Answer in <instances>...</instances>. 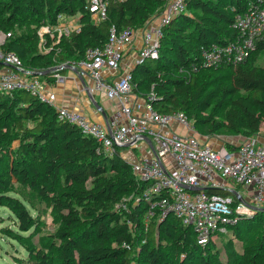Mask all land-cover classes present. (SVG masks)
Here are the masks:
<instances>
[{"label": "trees", "instance_id": "1", "mask_svg": "<svg viewBox=\"0 0 264 264\" xmlns=\"http://www.w3.org/2000/svg\"><path fill=\"white\" fill-rule=\"evenodd\" d=\"M105 1L107 18L95 23L90 0H0V30L11 33L2 50L16 53L33 77L54 83L53 75L85 60L90 49H103L113 25L118 32L142 29L168 3ZM254 1L185 0L186 12L164 28L158 58L131 70L133 93L147 101L153 93L155 110L185 113L202 136H258L264 129V62L258 64L255 54L264 56V36L242 64L200 67L204 48L236 39L235 18ZM59 15L79 16L80 30L58 42L47 35L42 40L40 29L57 25ZM54 67L59 70L34 76ZM123 150L103 153L95 138L31 93L0 92V208L16 217L17 231L7 230L26 250L14 264H222L219 238L228 248L235 240L244 244L243 254L228 264H264L262 210L237 214L205 247L192 226L173 213L162 217L160 208L147 226L150 206L143 194L150 184L136 177ZM204 192L238 201L227 189ZM47 206L56 228L34 242Z\"/></svg>", "mask_w": 264, "mask_h": 264}, {"label": "built area", "instance_id": "2", "mask_svg": "<svg viewBox=\"0 0 264 264\" xmlns=\"http://www.w3.org/2000/svg\"><path fill=\"white\" fill-rule=\"evenodd\" d=\"M165 10L153 17L143 30V45L138 62L147 58L157 59L164 28L186 12L185 0H167ZM108 4L105 0H90V12L95 23L107 18ZM66 16L59 15L58 23ZM236 39L221 45L212 44L202 51V68L237 66L244 63L264 36V0L251 2L246 11L239 13L233 23ZM48 31V28H45ZM80 25H66L59 29V37L79 31ZM136 29L131 27L118 32L113 25L110 37L103 49H90L86 59L72 63L82 77L91 76L95 81L92 92H104L106 97L117 102L108 125L94 122L80 111L58 107L57 96L46 90L48 84L33 77L25 70L21 58L14 52H4L11 33L0 30V92L12 94L25 91L51 104L58 118L78 127L83 134L95 138L103 153L112 155L117 147H138L150 139L154 153L129 161L138 179L149 182L143 199L149 203L146 215L147 226L157 208L162 217L173 213L184 225L192 226L200 245L205 247L219 233H226L237 214H253L264 208V143L256 137L245 138L229 150L226 145L214 147L201 141L192 122L183 112L163 114L155 110L150 101L133 104L132 73L125 72L115 82H106L103 71H119L125 52L135 40ZM58 83L65 77L55 75ZM177 123L187 133L171 129ZM197 137V138H196ZM228 182L252 188L250 200L231 195L209 194L205 189H228ZM188 187L199 189L191 191ZM139 201V199H138Z\"/></svg>", "mask_w": 264, "mask_h": 264}, {"label": "crops", "instance_id": "3", "mask_svg": "<svg viewBox=\"0 0 264 264\" xmlns=\"http://www.w3.org/2000/svg\"><path fill=\"white\" fill-rule=\"evenodd\" d=\"M149 24L150 21L146 24V26ZM58 25H60V28H63L66 25L78 26L80 25V17H66L62 22H60V24L58 23ZM144 28L136 30L135 40L125 52L119 71L112 73L104 69L103 74L106 82L113 83L119 77H121L123 73L128 71L131 72V70L135 68L138 63L140 49L143 45ZM42 40H44L43 37ZM62 76L65 77L64 83H58L56 81L55 75H53V78L55 79L54 83L49 84L45 80L41 79L48 84V86H46V90L49 93H54L57 96V106L83 112L89 117L90 120L108 125L115 109L117 108V102L111 100L109 101L104 92H92V89L95 87L94 79L91 76L82 77L78 74L77 69L69 68L66 72L62 73ZM132 101L133 104L146 103L145 99L137 96L134 93L132 95ZM96 105H99L100 107H97ZM171 129L181 134L187 133V131L177 123H173L171 125ZM196 136L201 141L214 147L222 146V144L225 145L226 142L239 144L240 141L242 142L245 139V137L242 136L224 135L205 137L199 133H197ZM256 139L259 142L264 143V129L258 136H256ZM124 149L125 151H122L123 157L129 161H134L141 158L142 156H152L154 153L153 145L150 139H146L138 147H124ZM138 152L141 153L140 156L136 154ZM228 187L229 188L227 190L232 192L237 197H240L246 201L250 200L252 195L251 187L239 186L230 182H228Z\"/></svg>", "mask_w": 264, "mask_h": 264}, {"label": "rangeland", "instance_id": "4", "mask_svg": "<svg viewBox=\"0 0 264 264\" xmlns=\"http://www.w3.org/2000/svg\"><path fill=\"white\" fill-rule=\"evenodd\" d=\"M45 28H48L49 32H47ZM58 29H60V25H58V23L57 25H54V26L46 25L40 29L39 34L41 37H43V39L47 35V37L52 39L54 42H58L60 40V37H59L60 33L58 32L59 31ZM46 51L44 50V52ZM255 55H256L257 63L263 64L264 62L263 54L261 52H258ZM17 145H18V142H15L13 146L16 147ZM123 151H125V149ZM136 154H138V156L141 155L140 152ZM17 188H20V185H17ZM32 212H35V211H32ZM43 213L44 214L42 215V219H43V222H45V224L41 231L35 232L33 236L34 242L38 241L40 236H42L44 233L53 231L56 228V225L53 219L54 217L51 213L50 206L45 207L43 209ZM2 216L4 217V219ZM15 218L16 217L7 208H0V264H14L13 257L15 256L22 257L26 253V250L22 245L11 240V237L9 236V231L7 230L13 227V229L17 231V227L15 226V220H14ZM131 226H132V232L135 233L136 229L133 227V225ZM227 244L228 242L225 240V238L217 239V246L219 247L222 253L221 258H220V262L222 264H228L229 261H232L235 254H243V251H244L243 250L244 244L242 242H239L238 240L234 241L233 248H228Z\"/></svg>", "mask_w": 264, "mask_h": 264}, {"label": "water", "instance_id": "5", "mask_svg": "<svg viewBox=\"0 0 264 264\" xmlns=\"http://www.w3.org/2000/svg\"><path fill=\"white\" fill-rule=\"evenodd\" d=\"M70 67H71V68H74V69H77L76 67H73V66H70ZM57 70H59V67H54V68H51V69H49V70H47V71H44V72H40V73L34 74V76H45V75H47V74H49V73H52V72H55V71H57ZM77 71H78V74L80 75L78 69H77ZM96 106H97V107H100L99 105H96ZM188 189L191 190V191H198V190H199V189H196V188H193V187H188ZM259 210L264 211V208H259Z\"/></svg>", "mask_w": 264, "mask_h": 264}]
</instances>
